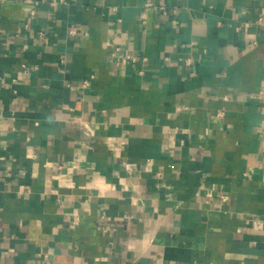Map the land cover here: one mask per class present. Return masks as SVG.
Instances as JSON below:
<instances>
[{"label":"crops","instance_id":"crops-1","mask_svg":"<svg viewBox=\"0 0 264 264\" xmlns=\"http://www.w3.org/2000/svg\"><path fill=\"white\" fill-rule=\"evenodd\" d=\"M261 8L0 0V264H264Z\"/></svg>","mask_w":264,"mask_h":264},{"label":"built area","instance_id":"built-area-1","mask_svg":"<svg viewBox=\"0 0 264 264\" xmlns=\"http://www.w3.org/2000/svg\"><path fill=\"white\" fill-rule=\"evenodd\" d=\"M30 2H32L34 5H37L39 2H46L49 6H55L56 4L58 3H63L65 2L66 0H29ZM152 5V2L151 1H146L143 5V10L140 12V21L141 22H144V19H145V10ZM160 9L161 11L164 13L165 12V7L164 5H160ZM29 13L31 15L34 14V8L30 9ZM257 23L258 24H262L264 23V8H261L260 9V12H259V15L257 17ZM235 28H238V26H236ZM69 34H74L76 32V28L74 26H71L68 30ZM108 58L110 60V62L114 65V66H119L121 64H125L129 61H135V56L122 49L120 46L116 45V46H113L109 49V52H108ZM88 81L87 80H83L81 82V85L84 86V85H88ZM255 98L261 100L264 102V85H262L258 90L257 92L254 94ZM223 112L221 110H219L216 115L217 116H222ZM262 124H263V127H264V118L262 120ZM219 197L221 200H225L227 198V196L225 194H219ZM256 227H260V224L259 223H256Z\"/></svg>","mask_w":264,"mask_h":264}]
</instances>
